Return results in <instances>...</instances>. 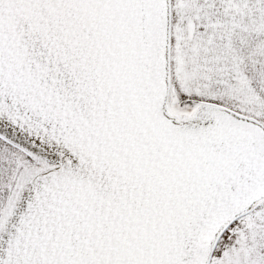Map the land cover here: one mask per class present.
Here are the masks:
<instances>
[{
  "label": "snow or ice",
  "instance_id": "obj_1",
  "mask_svg": "<svg viewBox=\"0 0 264 264\" xmlns=\"http://www.w3.org/2000/svg\"><path fill=\"white\" fill-rule=\"evenodd\" d=\"M0 264H264V0H0Z\"/></svg>",
  "mask_w": 264,
  "mask_h": 264
}]
</instances>
